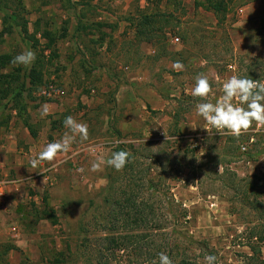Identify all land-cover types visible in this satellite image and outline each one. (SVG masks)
Masks as SVG:
<instances>
[{
    "label": "rangeland",
    "instance_id": "obj_1",
    "mask_svg": "<svg viewBox=\"0 0 264 264\" xmlns=\"http://www.w3.org/2000/svg\"><path fill=\"white\" fill-rule=\"evenodd\" d=\"M218 1L227 8L220 21L211 7ZM146 13L157 21L152 41L148 30L144 39L137 36ZM27 50L36 53L30 67L11 62ZM0 55H8L1 73L19 75L18 82L10 76L0 83V122L21 118L45 146L68 132V116L88 126V139L77 137L68 153L46 161L42 175L51 171L50 177L28 191L59 220L35 226L28 217L40 232L25 239L33 247L24 264H52L61 253L65 264H86L79 247L84 222L92 204L102 203L109 169L93 171L92 164L106 161L120 143L163 160L172 149L173 159L183 161L173 192L201 241L198 264H207L208 255L216 264H264L248 246L252 233L264 237V126L254 124L229 144L226 134L203 129L209 126L196 112L201 98L192 95L198 74L212 85L211 102L233 75L264 78V0H0ZM177 61L183 70L173 67ZM44 105L50 112L41 118ZM217 159H226L227 173Z\"/></svg>",
    "mask_w": 264,
    "mask_h": 264
},
{
    "label": "trees",
    "instance_id": "obj_2",
    "mask_svg": "<svg viewBox=\"0 0 264 264\" xmlns=\"http://www.w3.org/2000/svg\"><path fill=\"white\" fill-rule=\"evenodd\" d=\"M211 7L220 21L219 14L224 16L227 10L223 7V1L212 3ZM156 22L155 15L143 14L137 23V36L144 39L145 30H148L145 37L147 41L155 39ZM23 31L29 34L26 25H23ZM7 63L8 55H0V83L3 78L10 76L13 81L18 82V74L1 73L2 67ZM250 78L264 82V78H260V75ZM7 84L11 86L12 81H7ZM2 92L5 97L9 91ZM27 125L31 129V126ZM31 130L33 133L34 130ZM33 134L35 135V131ZM226 137L231 144L244 138L245 134L239 138L227 134ZM236 146L235 150H238L239 145ZM230 149L234 154L236 153L233 146ZM120 150L130 153L129 162L121 171L109 167L102 203L94 207L92 204L93 209L89 210L90 217L84 222V239L79 245L81 251L84 249V262L86 264H159V254L164 252L170 256L173 264H198L199 255L195 250L199 248L201 241L191 234L189 211L177 201L173 192L175 181L181 179L183 161L180 163L173 159L172 149L166 160L158 154L150 156L140 154L135 143H120L116 151ZM188 150L181 151L185 158L189 154ZM197 150L194 149L191 156L198 157ZM225 160L217 159L215 165L222 166L224 173H227ZM192 166L196 167L195 164ZM42 216L50 219L53 224H58L59 219L55 210L47 201ZM255 235L257 239L260 236L261 240L254 243L251 240ZM249 240L248 246L252 252L250 257H256L258 261L264 262L261 244L264 237L259 233H252ZM67 261V256L61 253L52 264H65Z\"/></svg>",
    "mask_w": 264,
    "mask_h": 264
},
{
    "label": "clouds",
    "instance_id": "obj_3",
    "mask_svg": "<svg viewBox=\"0 0 264 264\" xmlns=\"http://www.w3.org/2000/svg\"><path fill=\"white\" fill-rule=\"evenodd\" d=\"M35 60V51L27 50L16 55L11 62L17 66L30 67ZM173 67L183 70L184 66L177 61ZM222 93V96L215 102L208 100V97L213 95L212 85L207 76L197 75L192 95L201 98V102L196 105V112L209 126L203 129L208 132L215 129V133L219 135L227 134L239 138L247 133L254 124L264 126V82L233 75L222 84ZM49 112V107L44 105L40 112L41 118L47 117ZM63 124L68 132L61 140L46 144L39 152L38 157L31 161L33 168L37 167L41 161L51 162L59 154L68 153L77 137L80 140L88 139L86 123L78 122L72 116H68L64 119ZM129 156L130 153L126 150L113 151L106 161L100 159L94 162L92 170H99L102 164H106L116 171H121L129 162ZM205 259L207 264H216L217 262L215 255H208ZM158 260L159 264H173L170 256L164 252L159 254Z\"/></svg>",
    "mask_w": 264,
    "mask_h": 264
},
{
    "label": "crops",
    "instance_id": "obj_4",
    "mask_svg": "<svg viewBox=\"0 0 264 264\" xmlns=\"http://www.w3.org/2000/svg\"><path fill=\"white\" fill-rule=\"evenodd\" d=\"M18 119L13 117L0 122V263L6 264L19 260L18 264H24L26 254L33 247L27 242L31 235L38 234L36 237H39L40 231L27 222L29 216L35 218V226L42 220L51 222L42 216L43 209H39L38 203H33L35 197L38 199L37 193L30 195L28 192L38 191L52 173L42 175L47 169L46 161H41L35 168L31 164L45 144L26 123L19 125Z\"/></svg>",
    "mask_w": 264,
    "mask_h": 264
},
{
    "label": "built area",
    "instance_id": "obj_5",
    "mask_svg": "<svg viewBox=\"0 0 264 264\" xmlns=\"http://www.w3.org/2000/svg\"><path fill=\"white\" fill-rule=\"evenodd\" d=\"M173 42L179 41V37H175L174 39H172Z\"/></svg>",
    "mask_w": 264,
    "mask_h": 264
}]
</instances>
